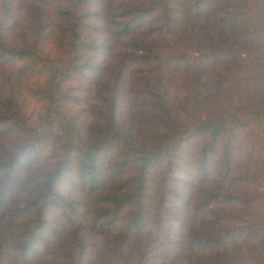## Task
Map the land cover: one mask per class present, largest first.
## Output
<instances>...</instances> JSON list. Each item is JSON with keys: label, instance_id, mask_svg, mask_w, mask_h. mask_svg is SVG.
Instances as JSON below:
<instances>
[{"label": "trees", "instance_id": "obj_1", "mask_svg": "<svg viewBox=\"0 0 264 264\" xmlns=\"http://www.w3.org/2000/svg\"><path fill=\"white\" fill-rule=\"evenodd\" d=\"M0 264H264V0H0Z\"/></svg>", "mask_w": 264, "mask_h": 264}]
</instances>
